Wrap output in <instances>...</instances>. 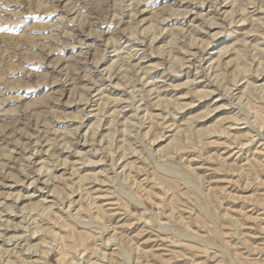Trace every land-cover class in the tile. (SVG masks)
<instances>
[{
  "label": "rangeland",
  "instance_id": "rangeland-1",
  "mask_svg": "<svg viewBox=\"0 0 264 264\" xmlns=\"http://www.w3.org/2000/svg\"><path fill=\"white\" fill-rule=\"evenodd\" d=\"M26 239L46 264H264V0H0V264Z\"/></svg>",
  "mask_w": 264,
  "mask_h": 264
},
{
  "label": "bare ground",
  "instance_id": "bare-ground-1",
  "mask_svg": "<svg viewBox=\"0 0 264 264\" xmlns=\"http://www.w3.org/2000/svg\"><path fill=\"white\" fill-rule=\"evenodd\" d=\"M235 1V0H234ZM233 3V2H232ZM235 4V3H234ZM233 4V5H234ZM76 6V5H75ZM231 7V6H230ZM235 9V8H234ZM71 11V10H70ZM230 11V10H229ZM235 11V10H234ZM132 33V32H131ZM130 36V35H129ZM137 36V35H136ZM131 37V36H130ZM135 38V37H134ZM113 43V42H112ZM236 62H237V60H236ZM244 72V71H243ZM232 73V72H231ZM219 80V79H218ZM221 81V80H220ZM218 82V81H217ZM247 84H249V83H247ZM246 84V85H247ZM249 87V85L247 86V88ZM246 88V87H245ZM246 88V89H247ZM225 90V89H224ZM245 90V89H244ZM251 94V93H250ZM251 96V95H250ZM246 99V98H245ZM85 111V110H84ZM149 117V116H148ZM236 120H237V118H236ZM235 120V121H236ZM233 121V120H232ZM232 121H231V124H232ZM234 121V122H235ZM238 121V120H237ZM233 122V123H234ZM237 123V122H236ZM233 125V124H232ZM231 125V126H232ZM230 126V125H229ZM91 130V129H90ZM250 130V129H249ZM117 131V130H116ZM180 131V129L177 131V132H179ZM248 131V130H247ZM109 132H110V129H109ZM112 132V131H111ZM127 132V130L126 129H124L123 131H122V134L124 133H126ZM183 132H185V129L182 131V133ZM223 133H224V131H222ZM179 133H181V132H179ZM178 134V133H177ZM183 135V134H182ZM220 135H221V133H220ZM122 136V135H121ZM158 139V138H157ZM180 140H182V139H180L178 136H174L173 137V139H171L170 141H169V144L168 145H171L172 147H178L180 144H179V142H180ZM143 143V142H142ZM155 143V142H154ZM240 146H242V145H240ZM177 149V148H176ZM161 152V151H160ZM176 154V153H175ZM164 156V155H163ZM166 157H167V155H166ZM118 160V159H117ZM115 162V161H114ZM168 167V170L172 173V174H174L176 177H178V178H180V177H187V178H190V180H193V175L191 176V175H189L188 173H186V171H184V169H182L180 166H177V165H174V164H168L167 165ZM115 167V166H114ZM41 172V171H40ZM165 172V171H164ZM167 173V172H166ZM172 174H170V175H172ZM168 176H169V174H168ZM170 177V176H169ZM175 178V177H174ZM177 178V179H178ZM88 179V178H87ZM195 179V178H194ZM82 180H85V179H82ZM89 181V180H88ZM195 182V181H194ZM196 183V182H195ZM175 184V183H174ZM191 184V183H190ZM71 186H73V185H71ZM185 187H186V185H185ZM189 187V186H188ZM191 187V186H190ZM197 188H199V187H197ZM119 189V188H118ZM186 189V188H185ZM187 190V192L188 191H190V190H188V188L186 189ZM192 190V189H191ZM194 190V189H193ZM35 192V191H34ZM48 192V191H47ZM199 192H200V190H199ZM73 192H71V194H72ZM88 193V192H87ZM190 194H192L191 192H189ZM188 193V194H189ZM187 194V195H188ZM189 194V195H190ZM187 195H185V196H187ZM193 195H194V197H195V199H196V204H197V206H198V208H199V213H201L202 214V216H204V203H203V201H202V199H200V198H202V197H200V196H198L199 194H198V191L197 190H195L194 192H193ZM192 195V196H193ZM188 197V196H187ZM190 197V196H189ZM193 199V198H192ZM194 200V199H193ZM192 200V201H193ZM194 202V201H193ZM73 202L72 201H70L69 202V204H68V209L70 208V206H71V204H72ZM66 209V208H65ZM143 210H144V208H142ZM45 211V210H44ZM200 214V215H201ZM43 215H45V214H43ZM145 216V215H144ZM205 217V216H204ZM203 217V218H204ZM206 217H207V215H206ZM204 219H206V218H204ZM208 220V219H207ZM90 221V220H89ZM71 222V221H70ZM209 222H211L210 220H209ZM82 223V222H81ZM75 224V223H74ZM212 224V223H211ZM80 225V224H79ZM84 225V224H83ZM215 225V224H214ZM213 225V226H214ZM62 226V225H61ZM73 226H75V225H73ZM80 226H82V225H80ZM60 227V226H59ZM63 228H67L68 226L66 225V226H62ZM6 228V227H5ZM10 228V227H9ZM62 228V229H63ZM48 229V228H47ZM47 229H45V230H47ZM213 229H215L214 227H213ZM216 229H217V227H216ZM216 229L214 230V232L216 231ZM44 230V229H43ZM100 230V229H99ZM218 230V229H217ZM211 232H213L212 231V229H211ZM216 232H219V231H216ZM216 232H215V234H216ZM22 233V232H21ZM34 233H36L35 231H34ZM47 233V232H46ZM80 234V233H79ZM212 234V233H211ZM215 234H214V236H215ZM218 234V233H217ZM47 235V234H46ZM82 235V234H81ZM80 235V236H81ZM34 236V235H33ZM212 236V235H211ZM220 236V235H219ZM76 237H77V235H76ZM85 237L84 236V234H83V236H81V237H77V240L79 241V239H80V242H83L82 241V239ZM12 238H14V236L13 237H11L10 239H12ZM16 238H18V237H16ZM82 238V239H81ZM214 238V237H213ZM84 239H86V238H84ZM87 240V239H86ZM184 240V239H183ZM219 240H220V237H219ZM25 241H27L26 242V245H27V247H25V248H22V249H20L19 251H14L13 252V255L12 256H10L9 257V259H7L8 261H6V263L7 264H22V263H24V264H26V263H29L28 262V260L31 258L30 257V255H33L34 257H35V255H36V257H39V259H40V261H43V263H45L46 264V261H47V256H48V253L47 252H44V251H38L37 250V244H32V245H30V239H26ZM38 241H41L40 239L38 240ZM102 241V240H101ZM213 241V240H212ZM215 241V240H214ZM213 241V243H217L218 242V240H216L215 242ZM220 242V241H219ZM39 243H41V242H39ZM42 243H43V241H42ZM79 243V242H78ZM103 243V242H102ZM215 244H213V245H215ZM220 244V243H219ZM40 245V244H39ZM45 245V244H44ZM207 245H210V244H207ZM212 246V245H211ZM215 246H217V245H215ZM43 247V246H42ZM208 247H210V246H208ZM213 247V246H212ZM216 249V248H215ZM7 250V249H6ZM15 250V249H14ZM59 250V249H58ZM8 251V250H7ZM37 251H38V253H37ZM0 253H2L1 252V250H0ZM38 255H37V254ZM7 254V253H6ZM30 254V255H29ZM81 254V253H80ZM8 255V254H7ZM32 256V257H33ZM122 256V255H121ZM223 256V255H222ZM22 257V259H20ZM11 258H13L14 260L13 261H10L9 262V260H11ZM104 258V257H103ZM35 259V258H34ZM122 259V258H121ZM88 260V259H87ZM34 261H37V260H34ZM231 261V260H230ZM18 262V263H17ZM233 262V261H232ZM33 263V262H32ZM87 263V262H86ZM230 263V262H229ZM30 264V263H29Z\"/></svg>",
  "mask_w": 264,
  "mask_h": 264
}]
</instances>
